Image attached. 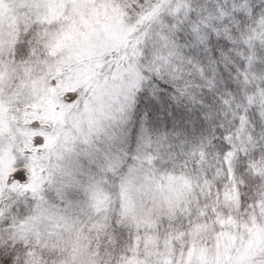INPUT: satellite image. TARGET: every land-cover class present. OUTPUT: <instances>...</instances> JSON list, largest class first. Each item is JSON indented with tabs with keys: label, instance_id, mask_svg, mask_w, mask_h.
Wrapping results in <instances>:
<instances>
[{
	"label": "snow or ice",
	"instance_id": "6c2138e0",
	"mask_svg": "<svg viewBox=\"0 0 264 264\" xmlns=\"http://www.w3.org/2000/svg\"><path fill=\"white\" fill-rule=\"evenodd\" d=\"M0 264H264V0H0Z\"/></svg>",
	"mask_w": 264,
	"mask_h": 264
}]
</instances>
